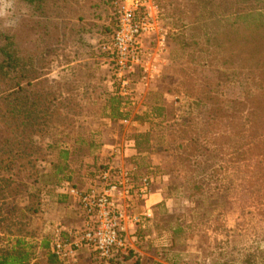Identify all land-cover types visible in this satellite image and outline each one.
Here are the masks:
<instances>
[{"label":"rangeland","instance_id":"rangeland-1","mask_svg":"<svg viewBox=\"0 0 264 264\" xmlns=\"http://www.w3.org/2000/svg\"><path fill=\"white\" fill-rule=\"evenodd\" d=\"M52 1L58 5V0H41L37 4H29L26 0H0V39L9 35L15 56L24 58L29 55L25 66L30 69L48 66L45 78L52 89L60 88L63 81L75 82L87 87V90L79 89V97L93 102L99 96L92 91V86L100 80L104 92L112 91L111 36L116 27L117 3L120 0H114L108 6L91 8L97 14L84 22L91 24L84 26L83 32L91 31L96 37L89 33L83 36L87 53L83 56L84 66L80 67L70 66L69 62L60 64L57 55L52 57V61H47L49 56L46 62L43 59L44 43H49L50 32L57 36L61 31L74 30L66 22L61 28L56 20L45 31L43 12L48 10V3ZM146 1L149 8L151 5L157 8L165 50L158 55L159 36L154 34L143 38L141 54L144 59H154L157 70L153 77L147 79H143L140 72L131 76L129 92L134 99L126 106L130 116L124 121L128 122L108 121L99 113V104L88 109L92 114L84 121L82 129L76 131L84 137L83 142L73 146L72 167L69 165L73 170L71 177L76 183H83L94 162L100 164L111 160L107 145L118 143L124 151H133L128 155L125 151L123 156L133 166L122 167L131 169L137 177H152L154 188L162 190L166 197V204L157 209L151 207V215L137 224L140 264H264V206L259 204L260 198L254 191L242 192L244 184L239 175L237 150L230 149V155L215 150L218 157L207 158L210 152L202 149V145H207L210 128H207L205 116H196L192 105L197 97L207 100L211 85L215 86L218 97L236 100L240 95L237 74L232 75L229 71L230 66L240 65L239 33H222L219 29L222 15H207L206 8L197 5L195 0ZM218 5L223 12L224 4L218 2ZM213 19L219 20L218 26L211 21ZM77 29L80 30L81 26ZM226 46L233 49V54L228 53ZM72 53L71 50L68 59H74ZM34 56H38L41 62L34 60ZM90 62L101 63V69L97 70L93 64L88 66ZM36 87L35 92L38 84ZM162 105V115L151 123L137 118H150L149 113L142 114ZM162 120L169 126L162 127L159 124ZM182 121L184 124L180 125ZM149 128L148 142L141 146L148 149L139 153L134 147L133 136ZM113 130L122 133L111 135L109 132ZM91 132L95 135L90 136ZM74 139L68 142L72 144ZM44 141L50 140L45 138ZM179 144L193 147L181 153L177 150ZM56 154L57 150H54L51 158ZM40 166L44 174L48 175L52 170L47 162L40 163ZM59 184L34 186L40 210L32 217L30 228L38 232L39 240L47 238L50 241L58 226L79 225L77 201L61 193ZM47 208H50L51 218ZM62 218H67L69 223L61 222ZM179 226L181 232L174 234ZM51 256L48 242L45 248L36 247L35 257L29 264H61L58 261L51 263ZM77 262L72 264H96L85 254Z\"/></svg>","mask_w":264,"mask_h":264},{"label":"trees","instance_id":"trees-1","mask_svg":"<svg viewBox=\"0 0 264 264\" xmlns=\"http://www.w3.org/2000/svg\"><path fill=\"white\" fill-rule=\"evenodd\" d=\"M26 1L29 4H37L41 0ZM112 1L58 0V5L53 1L48 3V10L43 12L45 31L47 32V28H51L56 20L59 21L61 28L66 22L69 28L72 27L74 30L61 31L57 36L53 32L49 33V43L45 41L42 52L44 61L46 62L48 56L50 58L47 61H52L57 55L60 57V64L69 62L70 66H84L83 56L87 53V48L84 47L83 36L88 33L94 35L91 31L83 32L85 31L83 27L91 24L84 22L97 14L91 8L108 6ZM195 2L205 7V12L209 16L222 15L223 22L219 27L222 33L229 35L237 31L240 37L238 43L240 65L229 67L232 75L237 74L240 87L238 98L234 100L218 97L215 86L211 85L206 101H202L200 97L192 101L196 116H205L207 128H210V131H207V145H202V149L210 152L208 159L218 157L219 153L215 150H222L226 155L231 154L230 149L237 150V162L241 172L239 175L244 184L242 192L247 194L254 191L260 198L259 204L264 206V0H195ZM218 2L224 4L223 12ZM53 8L56 12L52 11ZM211 21L217 26L220 23L218 19ZM79 26L80 30L77 29ZM226 48L228 53L233 54L231 47ZM71 50L73 60L68 59ZM14 52L12 39L5 35L3 40L0 39V264H29L35 257L36 247L45 248L48 242L50 243L47 238L39 240L36 236L38 232L30 228L32 217L40 210L34 186L45 187L65 183L83 189L91 184L102 171L112 165V161L107 160L100 164L94 162L93 169L83 183L73 181L70 158L73 146L84 137L76 131L82 129L84 121L92 114L88 113V109H93L96 104L100 105L99 113L102 117L110 122L129 119L130 110H127L126 106L134 98L131 92L121 94L117 83L112 84L111 92H104L101 80L96 86H92V91L99 96L94 98L93 102L79 97V89L87 90V87L79 86L75 82L63 81L62 86L54 90L46 82L48 79L45 78L47 75L45 70L48 66L41 65L30 69L29 66H25L28 64L29 55L19 58ZM36 59L37 62H41L38 56H34V60ZM90 64L96 66L97 70L102 67L101 63L90 62L88 66ZM37 84L38 91L35 92ZM163 108V105L152 107L142 114L149 113L151 119L142 116L137 118L151 123L162 115ZM163 123L162 120L159 124L162 127L169 126L168 123ZM179 124L183 125L184 122ZM150 132L151 128L145 132L138 131L133 136L137 152L141 153L148 149L147 146H141L142 143L148 142ZM92 134L95 135L91 132L90 136ZM74 137L75 142L70 144L68 141ZM45 138H49L50 141L45 143ZM190 147L193 145L179 144L177 150L183 153ZM54 150H57V154L51 158ZM42 162H47L52 169L48 175L42 173L43 168L40 166ZM46 177L48 179L44 180ZM135 177L137 178V175ZM114 178L113 174L110 175L109 182H113ZM150 179V192L153 193L156 188L153 178ZM160 192L162 200L153 206L155 209L166 204V197L162 190ZM136 205L140 206L141 203ZM47 210L50 211V208ZM76 211L77 222L80 224L86 219V215L78 202ZM145 219L141 218L139 224ZM61 222L69 223L67 218H62ZM74 227L69 225L67 228ZM138 231L139 226H136L128 236L126 248L112 258L106 260L100 258L89 248L83 249L81 255L89 256L96 264H140ZM177 231L181 232L180 226L175 228L173 233L176 234ZM52 255L51 263L58 261L61 264H69Z\"/></svg>","mask_w":264,"mask_h":264},{"label":"built area","instance_id":"built-area-1","mask_svg":"<svg viewBox=\"0 0 264 264\" xmlns=\"http://www.w3.org/2000/svg\"><path fill=\"white\" fill-rule=\"evenodd\" d=\"M117 5V22L111 36L110 73L119 92L126 95L132 75L140 72L143 79L151 78L158 67L154 59L143 58V38L159 36L158 55L165 50V39L160 34L155 6L149 8L146 0H120ZM111 164L83 189L65 183L58 186L61 193L78 202L86 215L76 227L58 226L52 234L49 249L65 263L77 262L85 248L105 260L116 256L128 245V236L140 219L151 215V206L147 205L151 195L149 176L136 178L131 169ZM112 174L115 178L110 183Z\"/></svg>","mask_w":264,"mask_h":264},{"label":"crops","instance_id":"crops-1","mask_svg":"<svg viewBox=\"0 0 264 264\" xmlns=\"http://www.w3.org/2000/svg\"><path fill=\"white\" fill-rule=\"evenodd\" d=\"M92 40L93 39L91 38V41ZM120 122H128V121H120ZM109 133H111V135L117 136V135H119V133L121 134L122 132H120L119 130H113V131H110ZM118 145H119L118 143L107 145L109 148V151H107V152H108V155L110 156V159L112 160L113 163H115L117 165L126 166L128 168L132 167L133 165H131V164L129 165V163H127V160L125 161V159L123 158L124 152L126 150L124 151L123 147L121 145L120 146H118ZM114 149H116L117 152H115ZM118 149H119V152H118ZM131 152H133L131 149H127L125 154L128 155ZM161 200H162V195H161L160 190L155 189L153 191V193H151L149 199L147 200V205H149L153 208V206H155L156 204L161 202ZM51 216H52L51 211H49L48 217L51 218Z\"/></svg>","mask_w":264,"mask_h":264}]
</instances>
